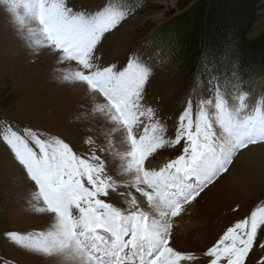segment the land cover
Here are the masks:
<instances>
[{
	"label": "snow or ice",
	"instance_id": "1",
	"mask_svg": "<svg viewBox=\"0 0 264 264\" xmlns=\"http://www.w3.org/2000/svg\"><path fill=\"white\" fill-rule=\"evenodd\" d=\"M0 4L21 27L26 15L31 16L43 38L36 43L76 62L80 70L71 79L104 98L96 111L126 134L127 149L122 156L123 173L129 177L126 187L144 198L147 207L146 211L140 206L135 194H123L126 207L106 202L110 190L118 187L98 154L108 153V147L83 156L63 138H42L37 131L25 129L21 133L6 126L0 139L38 190L36 198L43 206L37 211L53 214L56 225L53 231L36 237L17 232L5 235L44 254L63 253L75 264H181L197 259L170 246L173 218L180 217L185 206L198 202L197 198L229 171L242 149L264 144V112L257 109L255 115L239 117L229 110L217 88L215 121L201 108L194 122L189 103L179 118L174 141L166 140L159 124H147L137 135L134 129L144 125L142 118L151 121L154 116L143 104L149 69L131 59L123 70L94 63L98 44L120 24L125 13L77 12L66 0H0ZM214 123L222 129L220 134ZM86 142L95 145L92 138ZM182 142V153L175 159L159 169L151 166L149 158L158 150ZM262 226L264 207H258L208 249L210 264H245Z\"/></svg>",
	"mask_w": 264,
	"mask_h": 264
},
{
	"label": "rangeland",
	"instance_id": "2",
	"mask_svg": "<svg viewBox=\"0 0 264 264\" xmlns=\"http://www.w3.org/2000/svg\"><path fill=\"white\" fill-rule=\"evenodd\" d=\"M152 2L163 9L133 15L126 9L111 8L107 0H66L68 6L77 12L93 14L111 10L125 13L120 24L106 33L98 44L94 63L100 67L115 66L123 70L131 59L148 68L143 104L145 109L153 110L154 116L151 121L142 118L144 125L134 129V132L140 135L145 125L159 124L164 128V136H169L166 140L174 141L179 118L189 103L194 122L201 108L215 121L217 109H210L215 107L217 96L210 99L215 102L212 105L199 97L192 102L193 88L181 91L175 74L168 77L157 70V54L162 46L157 43L149 47L146 39L139 38L137 32L145 24L157 26L164 23L167 20L166 12L175 8L178 0ZM21 14L26 15L23 9ZM263 30L264 1L260 20L249 37H257ZM38 39L43 38L38 23L31 16L26 15L25 25L21 27L6 11V7L0 4V112L11 117L18 125L14 130L24 133L25 129H31L39 132L42 138H63L83 156H89L99 147H108V153L98 154L105 159L106 172L118 187L110 190L105 199L116 207H126L128 201L123 194H135L126 187L129 177L123 173L122 167V156L127 149L126 134L96 111L97 106L104 103V98L91 93L85 84L71 79L80 70L79 65L64 60L55 49L37 44ZM222 93L229 110L238 113L239 117L243 118L244 112L254 105L255 115L256 110H261L264 104V80L253 88L234 87ZM214 128L218 134L222 132L218 123H214ZM88 138H92L95 145L87 143ZM170 147L172 145L169 143L149 158L152 167L159 169L164 161L174 159L180 152L166 151ZM180 147H183V143ZM0 180L5 189V215L0 219V264H50L61 257L63 253L48 255L25 248L5 235L9 232L26 237H36L41 232L47 234L55 229L56 219L53 214L37 211L43 206L36 198L38 190L3 140L0 144ZM135 195L140 206L147 211L144 198ZM197 199L198 202L185 206L180 217L173 218L170 246L197 258L181 264L210 263L206 252L227 229L250 217L256 208L264 207V144L242 149L229 171ZM262 244L264 226L258 229L256 242L245 264H264Z\"/></svg>",
	"mask_w": 264,
	"mask_h": 264
},
{
	"label": "trees",
	"instance_id": "3",
	"mask_svg": "<svg viewBox=\"0 0 264 264\" xmlns=\"http://www.w3.org/2000/svg\"><path fill=\"white\" fill-rule=\"evenodd\" d=\"M131 14L160 11L152 0H107ZM264 0H178L161 25L145 24L139 38L149 47L159 43L158 71L175 74L179 89L208 99L233 87H255L264 79V30L249 34L260 20ZM164 55L165 57H162ZM14 120L0 112V137ZM1 141V139H0ZM5 189L0 180V219L5 215Z\"/></svg>",
	"mask_w": 264,
	"mask_h": 264
},
{
	"label": "bare ground",
	"instance_id": "4",
	"mask_svg": "<svg viewBox=\"0 0 264 264\" xmlns=\"http://www.w3.org/2000/svg\"><path fill=\"white\" fill-rule=\"evenodd\" d=\"M254 108H255V105L252 109H249L246 113L244 112L243 117H246L248 115H253ZM262 112H264V104L262 107ZM164 163H166V162L164 161L162 164H164ZM50 264H75V261L71 260L69 257H67L66 255L63 254L61 257H59V258L57 257V258H55V260L51 261Z\"/></svg>",
	"mask_w": 264,
	"mask_h": 264
}]
</instances>
